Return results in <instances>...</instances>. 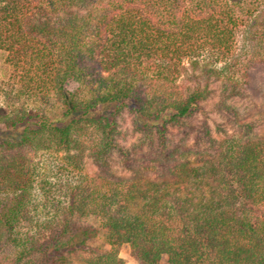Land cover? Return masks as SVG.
<instances>
[{
	"label": "trees",
	"instance_id": "1",
	"mask_svg": "<svg viewBox=\"0 0 264 264\" xmlns=\"http://www.w3.org/2000/svg\"><path fill=\"white\" fill-rule=\"evenodd\" d=\"M248 1L0 0V264H126L123 246L140 264H264V0ZM209 113L234 132L204 120L173 144ZM142 149L162 171L129 164ZM39 153L77 175L61 195Z\"/></svg>",
	"mask_w": 264,
	"mask_h": 264
},
{
	"label": "rangeland",
	"instance_id": "2",
	"mask_svg": "<svg viewBox=\"0 0 264 264\" xmlns=\"http://www.w3.org/2000/svg\"><path fill=\"white\" fill-rule=\"evenodd\" d=\"M257 0H250L247 2V4L244 5L243 9L245 10V6H247L250 11L252 12L251 14H255L256 7H258V4L256 3ZM247 10V9H246ZM249 14V13H248ZM251 15V16H252ZM244 29H239L236 33V41H235V59L240 62L241 64H244L246 59L250 57L249 55L251 52H255L254 48H257L256 43L247 36H243L244 33L242 32ZM252 50V51H251ZM251 51V52H250ZM3 58L4 54L0 51V82L7 77V69L5 68V65L3 64ZM264 74V68H256L253 73L252 81H255L257 84H261V75ZM237 76H240L239 73ZM213 89H216L217 85L213 84L212 85ZM217 96L216 93L212 94V97L208 99V101L205 103L206 109H209L211 105L216 101ZM237 103L243 107L244 113H253L255 112V107L259 105L257 103V99H253L250 96L245 97V98H236ZM244 114V115H245ZM206 120V123H208L210 129L216 133L218 131V128H223L226 127L227 131L229 132H234L233 127H235V124L232 123L231 121L223 118L222 116H219L216 113H209L207 116H199L196 118H193L188 126L175 130L172 132V142L176 146H178L179 143H183L184 141H189L191 143V140H193V134L198 131L199 126L202 124V122ZM124 129L126 132L127 137V145L132 143L135 140V134L132 133L133 130V123L131 120V117L126 116L125 119L121 122ZM156 157V156H155ZM35 161L39 163V166L41 168V177L49 180L52 184V186H55L57 189L56 195H61L63 192L65 186H67L68 183H72L75 181L76 176L75 173H70V172H65V171H59L58 166L60 163V158L58 155L54 154H43L39 153L36 157H34ZM149 166H154L157 169H161V167L158 164V161H155V158L153 156L148 155V153L142 149L138 151L136 154L133 155V158L129 161V164L132 167L136 166H143L145 163H149ZM86 171L88 173H93V172H102L103 169L99 168L97 165H92L90 163H87L85 165ZM150 168V167H148ZM91 244L97 245V246H102L103 242L102 239L99 237L96 240L92 241ZM3 255V254H1ZM119 256L122 257L125 261L126 264H140L138 261L133 259L128 252V248L126 246H123L119 249ZM1 257V256H0ZM66 260L64 264H83L81 262V256L79 254H71L69 256H66ZM159 264H169L167 258L163 256L159 262Z\"/></svg>",
	"mask_w": 264,
	"mask_h": 264
}]
</instances>
